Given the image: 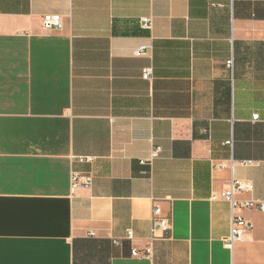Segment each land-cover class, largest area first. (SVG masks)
<instances>
[{
	"label": "crops",
	"instance_id": "crops-1",
	"mask_svg": "<svg viewBox=\"0 0 264 264\" xmlns=\"http://www.w3.org/2000/svg\"><path fill=\"white\" fill-rule=\"evenodd\" d=\"M232 177L264 201V0H0V264H264L263 212L223 245Z\"/></svg>",
	"mask_w": 264,
	"mask_h": 264
},
{
	"label": "built area",
	"instance_id": "built-area-1",
	"mask_svg": "<svg viewBox=\"0 0 264 264\" xmlns=\"http://www.w3.org/2000/svg\"><path fill=\"white\" fill-rule=\"evenodd\" d=\"M41 25L44 29H61L62 21L59 15L47 14L41 18ZM141 25L143 28H149L151 26V20L148 18H143L141 20ZM144 47H140L135 55L138 56L143 53ZM228 68H232V59L227 61ZM151 71L146 70L143 75L146 80L150 78ZM253 120L257 119V115H253ZM90 160V159H87ZM248 162L243 161L241 165H247ZM234 161L231 160L230 168H233ZM91 177L88 175H81L77 172H72L71 174V185L72 188L85 187L89 188L91 186ZM251 191V185L246 181H241L234 179L230 180L227 189L217 193L212 194L210 197L211 201L221 200L228 203L230 208V227L227 237L223 239V245L229 251L233 250L236 243L242 241L244 235L250 231L252 225L247 221L242 215L243 210H255L264 213V201L257 199L239 200L237 195ZM151 235L148 240V244L142 250L132 249L131 255L137 259H146L152 261V243L158 239L164 238L165 235L170 233L172 224L171 219L168 216H163L161 210L157 206H153L151 210ZM126 240H132L133 234L131 231H127Z\"/></svg>",
	"mask_w": 264,
	"mask_h": 264
}]
</instances>
